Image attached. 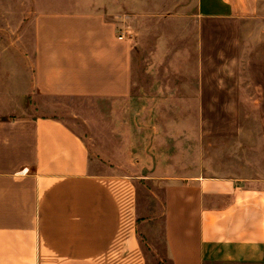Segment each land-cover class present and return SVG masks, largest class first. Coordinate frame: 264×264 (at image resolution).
Returning <instances> with one entry per match:
<instances>
[{
	"label": "crops",
	"instance_id": "0c3cea01",
	"mask_svg": "<svg viewBox=\"0 0 264 264\" xmlns=\"http://www.w3.org/2000/svg\"><path fill=\"white\" fill-rule=\"evenodd\" d=\"M261 1L194 0L195 85L162 83V95L261 104L264 83L243 84L241 66L242 32ZM43 8L29 45L11 47L0 28V264H147L137 180L89 142L94 122L97 134L109 131L99 106L135 99L133 47L108 11ZM214 25L236 29L223 34L225 70L210 65L221 41ZM219 71L230 79L211 76ZM165 204L172 264H264V176L169 183Z\"/></svg>",
	"mask_w": 264,
	"mask_h": 264
},
{
	"label": "rangeland",
	"instance_id": "374dc122",
	"mask_svg": "<svg viewBox=\"0 0 264 264\" xmlns=\"http://www.w3.org/2000/svg\"><path fill=\"white\" fill-rule=\"evenodd\" d=\"M261 4V15L242 32L243 84L264 83V0ZM36 6L46 11H108L132 45L135 99L114 110L99 106L110 114L105 118L109 131L97 134L94 122L90 148L95 156L100 149V157L120 165L119 173L137 180L139 235L147 264H172L165 231L167 185L196 178L264 176V120L259 117L264 100L198 106L193 98H173L169 91L162 95V83L195 85L190 48L197 30L194 0H0V28L11 47L29 45ZM207 29L221 34L210 65L225 70L223 34L236 29ZM211 76L230 79L223 71ZM151 94L157 95L152 105L146 103Z\"/></svg>",
	"mask_w": 264,
	"mask_h": 264
},
{
	"label": "built area",
	"instance_id": "2783aa9c",
	"mask_svg": "<svg viewBox=\"0 0 264 264\" xmlns=\"http://www.w3.org/2000/svg\"><path fill=\"white\" fill-rule=\"evenodd\" d=\"M120 39H123V36H121V38Z\"/></svg>",
	"mask_w": 264,
	"mask_h": 264
}]
</instances>
